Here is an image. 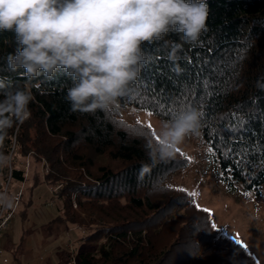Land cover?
Returning <instances> with one entry per match:
<instances>
[{
  "label": "trees",
  "instance_id": "trees-1",
  "mask_svg": "<svg viewBox=\"0 0 264 264\" xmlns=\"http://www.w3.org/2000/svg\"><path fill=\"white\" fill-rule=\"evenodd\" d=\"M207 3L208 31L197 44L190 46L183 42L181 34L173 32L142 45L146 63L141 65L138 81L130 94L119 99L108 113H71L64 97L72 82L62 71L52 80L40 77L33 81L39 87H32L31 118L10 129L0 145V153L7 157V162L0 164V208L4 212L16 215L21 205L24 209L20 211L25 212L33 203L35 188L28 195L26 189L18 190L25 181V169L18 166L20 150L30 151V140L35 143L40 137L39 141L59 137L56 147L60 148L59 152L49 147L53 155L48 156L45 147L37 150L47 156L53 168L64 158L85 166L86 154L80 153L83 144L95 154H108L121 164L116 170L101 167L91 180L67 181L63 185L64 180L52 179L62 182L59 189L53 190L65 210V215L55 220L58 223H84L81 210L92 200L102 209H122L110 223L82 237L91 242L101 239L106 242L98 253L80 251L77 255L80 264H193L208 249L215 250L221 245L210 212L197 206L185 189L166 184L168 178L189 166L188 158L170 146L174 158L161 161V140L151 128L140 122L131 123L121 114L123 108L135 106L168 121L174 118L178 108L198 107L202 113L199 132L211 145L223 180L261 192L264 187V0H207ZM15 48L14 34L0 32V76L23 85V69L7 70L6 57ZM177 66L181 69L179 73L175 70ZM142 129L152 139L144 136L145 132L139 134L137 130L143 132ZM32 130L36 132L34 140ZM149 152L159 162L150 172L142 173V164L152 165ZM229 163L242 171H226ZM159 192L166 194L157 198ZM3 194H6L5 202H2ZM124 198L126 204H122ZM125 206L135 209L138 215L126 216ZM180 209L187 211L188 218L182 222L173 243L158 249L154 236ZM224 240L222 244H228L231 249V264H254L257 260L234 240ZM203 245L205 249L200 254L198 248ZM186 248L192 251L182 253ZM174 259L176 263H172Z\"/></svg>",
  "mask_w": 264,
  "mask_h": 264
},
{
  "label": "clouds",
  "instance_id": "clouds-1",
  "mask_svg": "<svg viewBox=\"0 0 264 264\" xmlns=\"http://www.w3.org/2000/svg\"><path fill=\"white\" fill-rule=\"evenodd\" d=\"M208 18L207 0H0V32L13 33L16 42L7 70L23 69L25 80L21 85L0 76V145L31 118L32 87H39L33 81L62 71L72 82L64 97L71 113H108L137 83L144 43L174 32L195 45L208 31ZM201 117L198 107L186 105L164 122L161 161L174 158L170 146L199 135ZM148 155L152 165L142 164V173L159 162ZM6 162L0 153V164Z\"/></svg>",
  "mask_w": 264,
  "mask_h": 264
},
{
  "label": "rangeland",
  "instance_id": "rangeland-1",
  "mask_svg": "<svg viewBox=\"0 0 264 264\" xmlns=\"http://www.w3.org/2000/svg\"><path fill=\"white\" fill-rule=\"evenodd\" d=\"M121 114L131 123L140 122L150 127L159 139L158 133L162 135L167 130L164 127L165 121L149 110L128 106L121 110ZM137 131L139 134L145 132L143 135L152 139L147 131L143 129V132ZM35 137L36 132L32 130L31 139L34 140ZM39 139L41 137L37 138L35 143L31 140L28 142L30 151L25 153L23 148L20 150L18 166L25 169V181L20 184L18 190L26 189L28 195L35 188L33 203L25 212L20 211L24 209V205H21L17 214L12 215L7 225L0 231V264H69V260L73 256L77 257L80 251L98 253L106 239L91 242L82 237L110 223L122 210L102 209L94 204L95 200H92L87 202L82 210L80 209L84 223L56 222L61 214L65 215V210L62 201L54 193L62 186V182H53V178L64 180L63 185L67 181L91 180L99 174L101 167L108 166L116 170L121 164L111 159L108 154H95L83 144L80 153L86 154L85 166L72 158L71 160L64 158L63 162L55 164L53 168L47 156L38 153L37 150L45 147L48 156L53 155L49 147H55L59 152L60 148H56L59 137H47L44 141ZM174 147L188 158L189 166L168 178L166 184L185 189L197 206L210 212L211 222L219 231L220 237L217 239L221 240L220 246L215 250L208 249L193 264H231L232 254L229 253L231 249L228 244H222L226 242L224 240L226 238L234 241L239 239L247 246L246 249L256 259L258 258L259 264H264V187L260 193H256L243 188L239 183L229 184L223 180L213 149L201 132L199 135L187 137L182 144ZM164 194L166 193L159 192L155 196L159 198V195ZM5 197L6 194H3L2 202H5ZM126 203L127 200L124 198L122 204ZM125 209L126 216L138 215L135 209L126 206ZM2 210L3 214H7L2 207L0 216ZM186 212L185 209H180L173 213L172 219L159 229L158 234L154 236V244L158 249L173 243L182 222L188 218ZM204 240L208 243L206 238ZM204 249L205 245L198 248L200 254ZM188 251L190 248H186L182 253ZM176 262L174 259L172 263Z\"/></svg>",
  "mask_w": 264,
  "mask_h": 264
},
{
  "label": "built area",
  "instance_id": "built-area-1",
  "mask_svg": "<svg viewBox=\"0 0 264 264\" xmlns=\"http://www.w3.org/2000/svg\"><path fill=\"white\" fill-rule=\"evenodd\" d=\"M3 210L0 216V231L7 225L8 220L10 219V217L13 215V212H9L7 214H3ZM69 264H80L79 260L77 257L73 256L70 260H69Z\"/></svg>",
  "mask_w": 264,
  "mask_h": 264
},
{
  "label": "snow or ice",
  "instance_id": "snow-or-ice-1",
  "mask_svg": "<svg viewBox=\"0 0 264 264\" xmlns=\"http://www.w3.org/2000/svg\"><path fill=\"white\" fill-rule=\"evenodd\" d=\"M223 155V153H221V156ZM242 171L241 169H239L234 163H229V165H228V168L226 169V171ZM247 179L248 178H246V182H247ZM182 191H183V189H181ZM205 211H207L206 209H205ZM213 227H215V225H213ZM235 243L237 244V245H240L242 248H244V249H246L247 248V246L246 245H243L242 244V242L239 240V239H236V241H235ZM254 264H259V262H258V258H257V260L256 261H254Z\"/></svg>",
  "mask_w": 264,
  "mask_h": 264
}]
</instances>
